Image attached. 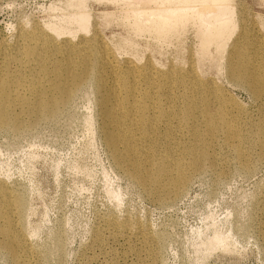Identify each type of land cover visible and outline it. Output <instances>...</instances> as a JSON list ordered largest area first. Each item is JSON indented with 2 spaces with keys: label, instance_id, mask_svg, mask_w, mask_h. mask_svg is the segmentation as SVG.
<instances>
[{
  "label": "rangeland",
  "instance_id": "rangeland-1",
  "mask_svg": "<svg viewBox=\"0 0 264 264\" xmlns=\"http://www.w3.org/2000/svg\"><path fill=\"white\" fill-rule=\"evenodd\" d=\"M80 1L117 58L146 63L161 75L174 72L177 79L193 64L188 73L215 81L242 136L244 159L235 157L220 130L211 159L191 171L190 124L173 123L171 133L180 135L166 144L156 137L154 157L171 150L190 175L182 191L163 199L114 162L101 131L93 72L54 118L20 131L0 129V182L22 203L0 221L17 243L11 251L4 247L10 238L0 235V264H264V145L256 133L264 126V97L255 98L225 69L227 47L240 31L251 42V66H264V0H232L237 27L227 49L211 44L205 53L191 26L157 38L117 14L107 16L122 13L118 4ZM74 2L0 0V42H12L20 29L64 23L76 11ZM166 97L161 102L168 104ZM174 104L181 107L182 99ZM150 157L139 155L140 161Z\"/></svg>",
  "mask_w": 264,
  "mask_h": 264
},
{
  "label": "bare ground",
  "instance_id": "bare-ground-1",
  "mask_svg": "<svg viewBox=\"0 0 264 264\" xmlns=\"http://www.w3.org/2000/svg\"><path fill=\"white\" fill-rule=\"evenodd\" d=\"M106 1L118 4L122 11L107 16L117 14L122 19L119 21L127 19L133 30L157 38L165 39L191 26L203 53L211 44L224 49L237 27L232 0ZM75 2L76 11L66 15L64 23L20 29L12 42H0V129L20 131L36 121L54 118L94 72L105 143L120 170L129 172L144 188L155 186L165 199L182 191L188 181L190 170H184L173 151L163 150L159 158L154 157L156 137L162 136L161 144H166L180 135L178 130L171 133L174 124H190L186 126L193 142L186 153L191 171L211 159L220 130L235 157L244 159L242 136L227 118V102L218 99L215 81L188 73L195 71L193 64L182 67L187 76L177 79L174 72L161 75L146 63L117 58L90 23L82 1ZM244 35L240 31L227 43L225 69L233 82L247 87L255 98L264 97V66H251L247 52L251 42ZM172 93L177 97L168 96ZM162 94H166L168 104L161 102ZM180 98L181 107L174 104ZM176 111L178 116L172 118ZM256 133L263 146L264 126ZM141 153L151 157L140 161ZM21 207V200L10 196L0 182V221L8 220L7 211L18 213ZM0 235L10 238L4 247L13 251L17 245L14 231L0 225ZM218 242L212 240L210 245Z\"/></svg>",
  "mask_w": 264,
  "mask_h": 264
}]
</instances>
